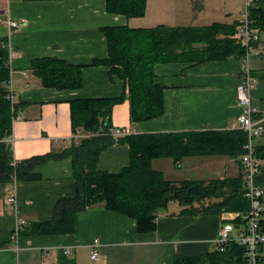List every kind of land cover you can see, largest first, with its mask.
<instances>
[{
  "label": "crops",
  "instance_id": "obj_1",
  "mask_svg": "<svg viewBox=\"0 0 264 264\" xmlns=\"http://www.w3.org/2000/svg\"><path fill=\"white\" fill-rule=\"evenodd\" d=\"M238 1L147 0L145 15L129 18L109 12L106 0H0L4 21L0 24V39H5L8 53L13 52L9 58L10 88L15 92L17 107L12 135L0 139V174L7 167L8 146L12 161L20 165L31 157L60 152L71 145L75 134L72 100L126 94L120 72H112L103 63L94 64L108 56L106 27L239 24L244 0L238 10H233ZM182 6L188 8L192 24L179 22ZM208 11L211 19L206 21L203 14ZM9 20L17 21L18 26H10ZM43 57L82 66V87L60 90L44 86L32 69V61ZM244 65L237 57L156 64L155 81L164 86L163 115L132 121L126 95L114 106L112 126L127 127L133 134L239 130L237 119L242 108L238 86ZM249 67L256 78L251 100L264 125V30L249 57ZM254 143L262 154L257 157L260 171L255 181L264 187V132ZM241 155L188 156L179 162L158 158L153 166L169 181L236 180L243 174ZM130 158V145L116 141L100 153L98 168L119 173L129 165ZM77 192L71 157L44 164L38 179L0 178V264H178L177 256H204L217 251L216 238L224 223L234 224L237 230L243 228V213L239 211L204 212L222 201L212 197L187 206L192 213L183 212L186 206L179 201H171L159 211L156 228L149 232H140L134 218L97 204L76 214L73 232L18 234L23 221L30 227L52 220L58 202L75 197ZM11 196L16 199L13 203L8 201ZM262 201L264 218V196ZM228 248L214 255L221 256ZM93 249L99 253L96 260L91 258ZM196 264L241 262L229 257Z\"/></svg>",
  "mask_w": 264,
  "mask_h": 264
},
{
  "label": "trees",
  "instance_id": "obj_2",
  "mask_svg": "<svg viewBox=\"0 0 264 264\" xmlns=\"http://www.w3.org/2000/svg\"><path fill=\"white\" fill-rule=\"evenodd\" d=\"M111 13L129 18L145 15L147 0H106ZM250 17L252 27L264 30V0H255ZM237 23L214 22L209 25L153 27L109 26L104 29L108 42V56L96 60L120 72L126 83V94L118 98L74 99L71 101V119L74 133L90 132V137L71 139V145L60 152H49L13 164L7 148V167L0 174L6 181L13 177L32 180L42 177V166L51 160L72 158L73 174L77 180L75 197L61 199L52 220L31 225L22 224L18 230L28 234L69 233L75 229L78 212L102 204L107 209L134 218L140 232L156 228L159 211L177 200L186 206L183 212L192 213L187 206L206 198L220 197L204 212H248L250 202L245 195L243 179H215L209 182L185 180L169 181L153 166L158 158H171L179 162L184 157L229 154L240 156L244 152L247 133L241 129L227 131H191L144 133L122 137L111 134L114 106L123 102L126 95L130 101L132 121L155 119L164 113V86L155 81L154 67L167 62H195L228 59L244 60L246 49L236 37ZM0 39V139L12 135L17 107L7 98L10 82L9 53ZM35 75L47 87L78 89L82 87V66L74 65L57 57H43L32 61ZM117 138V140L115 139ZM126 142L131 148L128 166L119 173L98 168L100 153L114 142ZM264 151V148L262 149ZM262 156L261 149L256 150ZM264 156V154H263ZM227 188V189H226ZM244 221L243 217L242 220ZM264 223V218H263ZM220 251L204 256H177L178 264H196L206 260L231 258L246 264L243 246L232 244L221 256Z\"/></svg>",
  "mask_w": 264,
  "mask_h": 264
},
{
  "label": "built area",
  "instance_id": "obj_3",
  "mask_svg": "<svg viewBox=\"0 0 264 264\" xmlns=\"http://www.w3.org/2000/svg\"><path fill=\"white\" fill-rule=\"evenodd\" d=\"M255 0H244V7L240 13L239 27L236 37L241 45L246 49L244 58L245 65L242 69V81L238 86V102L242 108V112L238 116V127L247 133V141L244 146V152L241 155L242 179L245 184V195L250 202V208L242 217L244 221L242 229H236L231 223H224L218 230L216 238L217 250L225 251L232 244H239L245 248L247 262L246 264H263L264 263V223H263V196L264 187L258 185L255 181L256 175L260 171V164L256 155L255 138L262 135L264 125L261 117L258 116V109L251 100V92L255 88L256 78L252 74L249 67V57L253 52L254 45L260 40V32L252 27L250 17V9ZM3 16L0 11V24H2ZM10 26H18L15 20L7 21ZM13 52L9 54V58ZM11 85V77L9 82V92L7 98L14 104L15 92ZM111 134L114 137H122L130 134L127 127H113ZM92 133L84 134L80 131L74 134L75 139L90 137ZM16 165V161L13 162ZM15 197L8 198L9 202H15ZM22 224H26L24 221ZM21 224V225H22ZM19 230V229H18ZM65 253H69L68 250ZM98 250L93 249L91 258H98Z\"/></svg>",
  "mask_w": 264,
  "mask_h": 264
},
{
  "label": "rangeland",
  "instance_id": "obj_4",
  "mask_svg": "<svg viewBox=\"0 0 264 264\" xmlns=\"http://www.w3.org/2000/svg\"><path fill=\"white\" fill-rule=\"evenodd\" d=\"M240 2H241V0H240ZM240 2L238 1V3H236V4H234L233 5V10H238V8H239V6H240ZM208 6H210L209 5V3H208ZM243 7H244V4L242 5ZM211 7V6H210ZM243 7H242V9H243ZM188 9V8H187ZM186 9V6H182V8H181V11H182V13H180V14H182V16H181V19H179V22H181V24H192V18H189L187 15V13H188V10ZM241 9V10H242ZM210 14H211V12L210 11H208V12H205L204 14H203V17H204V20H206V21H208V20H210L211 19V17H210ZM202 17V18H203ZM205 21V22H206ZM212 22V21H211ZM207 24H211L210 22L209 23H207Z\"/></svg>",
  "mask_w": 264,
  "mask_h": 264
}]
</instances>
